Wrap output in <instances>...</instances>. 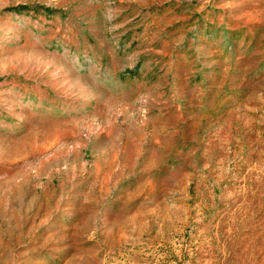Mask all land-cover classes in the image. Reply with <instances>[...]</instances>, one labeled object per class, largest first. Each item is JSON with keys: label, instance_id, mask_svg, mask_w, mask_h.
Listing matches in <instances>:
<instances>
[{"label": "rangeland", "instance_id": "1", "mask_svg": "<svg viewBox=\"0 0 264 264\" xmlns=\"http://www.w3.org/2000/svg\"><path fill=\"white\" fill-rule=\"evenodd\" d=\"M0 264H264V0H0Z\"/></svg>", "mask_w": 264, "mask_h": 264}]
</instances>
